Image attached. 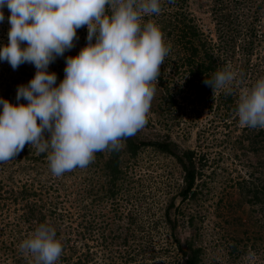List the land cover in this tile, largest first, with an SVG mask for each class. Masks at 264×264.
I'll return each mask as SVG.
<instances>
[{
    "label": "clouds",
    "instance_id": "clouds-1",
    "mask_svg": "<svg viewBox=\"0 0 264 264\" xmlns=\"http://www.w3.org/2000/svg\"><path fill=\"white\" fill-rule=\"evenodd\" d=\"M5 6L11 27L0 60L13 69L30 63L37 71L17 89V101L27 104L0 98V163L28 144L48 153L50 170L60 177L87 167L97 152L119 151L122 141L146 125L170 45L161 27L143 17L159 15L161 0H0V22ZM84 26L88 43L66 58L57 86L56 74L47 69L74 47ZM235 78L225 68L203 82L214 92L228 89ZM237 115L241 126L264 129V78L240 96ZM20 249L34 264H57L63 244L55 228L41 224Z\"/></svg>",
    "mask_w": 264,
    "mask_h": 264
},
{
    "label": "trees",
    "instance_id": "trees-1",
    "mask_svg": "<svg viewBox=\"0 0 264 264\" xmlns=\"http://www.w3.org/2000/svg\"><path fill=\"white\" fill-rule=\"evenodd\" d=\"M161 9L159 15L143 17L144 22L151 20L161 27L165 43L170 45V52L161 65L156 84V89L162 93L161 102L164 105L163 108L160 107V116L176 119V110L173 108L178 109L182 101L188 103L210 101L208 109L213 114L219 115V118L225 121L231 117L237 121V109L241 96L239 85L243 86V81L239 83L233 81L228 89H219L214 92L203 81L205 78H213L218 70L225 68L231 70L239 57L243 61L240 72L247 73L248 68L252 71L251 58L264 47V0H213L211 14L215 21V41L205 35L196 22L188 9V0H171V2L161 0ZM106 11L111 14L110 6H106ZM83 34L86 36L88 34L85 27L77 29L74 46ZM2 47L0 42V48ZM73 48L66 50L59 58L66 62L67 57L78 55L72 51ZM261 57L264 62V51ZM32 66L31 69L24 63L17 69H13L6 64H1L0 98L12 104H27L23 98L17 101L16 94L18 86L27 85L34 78L37 69L34 65ZM60 82L57 78L56 85L58 86ZM0 112H2V104H0ZM242 131L246 133L244 148L257 155L263 154L264 129L244 127ZM48 135L46 132V138ZM122 143L123 147L119 151L97 152L95 160L87 167L66 172L60 177L52 174L47 160L48 153H38L34 146L28 144L14 159L0 163V232L5 231L10 234L0 243V254L5 256L4 259H9L10 264H34V259L29 260L21 251L20 244L41 224L55 228L56 236L60 239L63 231L57 226L59 221L64 223L66 218L64 210L58 207L62 206V197L66 201H71V205H78L82 220L79 225L82 230L88 233H94L96 230L104 240H107L110 234L108 236L105 232V228L109 225L106 214L98 213L95 208L105 207L108 201H116L120 193L124 191V185L127 182L131 184L132 176L128 175L125 157L134 159L140 152L149 148L172 157L182 172L181 186L170 198L163 213L165 224L173 230L176 221L170 219V212L175 207V200L194 202L198 199L200 194L198 188L205 185L201 179L203 169L207 167L208 158L198 157L195 150L179 151L177 144L168 136H165L163 140H150L143 138L137 132ZM260 163L264 164V160L258 164ZM67 183L71 185L67 186ZM36 186L40 187L39 190ZM43 187L48 193L51 192L50 194L54 195V199L51 195L46 199L43 197L41 190ZM238 189L244 202L251 205L259 204L264 210V183L257 184L251 178L249 180L246 178L238 182ZM17 203L21 204L20 208L10 207ZM112 211L114 219L125 218L127 221L124 235L126 240L130 238L137 241L143 238L139 233L149 226L145 219H141V217L146 218L143 212L140 215L139 210L137 212L128 210L129 214H124L123 211L118 212L115 207ZM72 217L73 214H70L69 219L67 218L69 220L67 228L71 227L75 221ZM194 220L195 218L190 215L188 226L191 228H197ZM158 222V220L152 222L151 228ZM23 226H26L24 233H22ZM29 231L32 234H29ZM72 233L68 231L67 237L60 239L63 244L61 261L68 262L75 256L78 260L73 264H90L91 252L88 251L89 249L79 252V247L72 246L71 239L75 235L74 232ZM193 233L196 236L195 230ZM193 238L186 241L185 245L175 240L176 261H181L182 264L201 263L202 249L198 246V241ZM67 249L69 252L66 251ZM147 250H144L145 253Z\"/></svg>",
    "mask_w": 264,
    "mask_h": 264
},
{
    "label": "rangeland",
    "instance_id": "rangeland-1",
    "mask_svg": "<svg viewBox=\"0 0 264 264\" xmlns=\"http://www.w3.org/2000/svg\"><path fill=\"white\" fill-rule=\"evenodd\" d=\"M212 6L213 0H188V9L196 22L205 35L215 41ZM3 13L5 19L0 22V42L5 46L8 44V32L11 27L8 18L11 13L6 6ZM84 27L87 29V26ZM79 38L80 41L72 50L77 54L88 43L85 34ZM21 47H26V44H21ZM263 48L251 58L252 71L248 68L247 73L240 72L243 64L241 57L231 68L236 73L234 82L243 81V86L239 85L241 95L250 90L259 79L264 78V62L261 59ZM1 64L12 67L7 61L0 60ZM26 64L32 69L30 63ZM65 67L66 62L57 57L47 71L54 72L62 81ZM161 100L162 93L156 89L147 123L138 131L139 135L150 140H163L168 136L177 144L179 151L195 150L198 157L208 158L201 179L205 185L198 188V199L194 202H180V199H176L175 207L170 212V219L176 221L175 228L171 230L165 224L164 208L181 186L182 172L172 157L149 148L140 152L134 159L125 157L128 175L132 176L131 184L127 182L124 185L125 189L116 201H108L105 207L95 208L98 213L106 214L109 225L105 232L108 236L110 234L109 238L104 240L96 230L94 233L82 230L79 225L82 220L78 205H71V201L62 197V206L58 207L64 210L66 218L64 223L59 221L57 226L63 231L60 239L67 237L68 231L71 234L74 232L71 244L79 247V252L89 249L92 254L90 264H182L181 261H176L175 240L185 245L186 241L193 237L202 249L200 264H264V210L259 204L244 202L238 189V182L246 178H251L257 184L264 183V164H258L264 160V153L257 155L244 148L246 133L242 129L245 126H241L239 118L235 121L231 117L225 121L219 118V115L213 114L208 109L210 101H182L178 109L173 108L177 118L170 119L160 116V107H164ZM70 185L71 183H67V186ZM36 188L39 190L40 187ZM41 190L45 199L49 198V195L54 199V195L48 193L44 187ZM10 207L20 208L21 204H13ZM113 207L124 214H129L128 210H139L140 215L144 213L146 218L141 219H145L149 226L146 225L148 227L139 233L142 239H125L127 221L125 218L114 219ZM70 214H73L75 221L67 228V218L69 219ZM190 215L195 218L197 228L188 226ZM156 220L159 221L158 224L151 228V223ZM22 228L24 233L26 226ZM194 230L197 232L196 236L193 235ZM28 233L32 234L31 231ZM9 235L5 231L0 232V243ZM144 250H147L146 253ZM66 251L69 252V249ZM26 255L29 260L33 259ZM4 258L5 256L0 254V264L11 263L9 259ZM77 260L75 256L68 262H62L59 258L57 264H73Z\"/></svg>",
    "mask_w": 264,
    "mask_h": 264
}]
</instances>
